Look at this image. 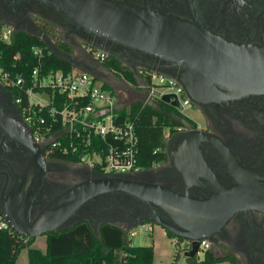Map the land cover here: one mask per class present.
<instances>
[{
    "label": "flooded vegetation",
    "instance_id": "flooded-vegetation-1",
    "mask_svg": "<svg viewBox=\"0 0 264 264\" xmlns=\"http://www.w3.org/2000/svg\"><path fill=\"white\" fill-rule=\"evenodd\" d=\"M36 1L0 0V22L12 25L15 32L24 30L33 35L43 32L57 45L59 40L65 41L70 46V52L66 53L71 54L75 62L82 66L93 63L87 58L85 49L89 42L82 38L91 34L69 22L47 4L39 6ZM118 1H127L190 22L196 16L206 28L232 41L264 42V0ZM93 42L100 46L121 47L120 51L127 57L125 61L128 66L140 58L136 51L119 46L111 40L94 35ZM75 51L80 52L79 57H74ZM166 69H174L177 81L183 71L179 65H171ZM105 80L116 86L122 85L118 77L110 73H106ZM185 93L188 95L186 90ZM191 101L192 106L200 110L202 121L192 120L187 123L183 120L184 124L176 132L178 139L173 150L185 144L192 148L177 159H172L167 152L166 161L144 169L140 177L198 197H208L222 188H230L244 181L264 183V93L233 97L221 95L220 98L203 103ZM0 107L8 118L6 123H0L1 212L5 207L24 203L25 197L39 180L33 174L35 168L31 166L33 162L30 151L12 131V127L24 122L20 106L15 101L14 92L2 84ZM46 160L37 198L30 210L31 221L61 193L93 176L87 165L47 155ZM197 169L200 173L196 177L194 172ZM152 208L157 217L172 221L170 214L161 206L152 204ZM90 212L93 213L91 221L94 223L109 220L119 225H128L150 215L139 199L121 192L91 198L77 210L73 218L85 217ZM214 237L218 242L212 243V249H224V244L230 249L220 255L228 252L236 254L234 250L248 264H264V211L250 208L237 212Z\"/></svg>",
    "mask_w": 264,
    "mask_h": 264
},
{
    "label": "water",
    "instance_id": "water-1",
    "mask_svg": "<svg viewBox=\"0 0 264 264\" xmlns=\"http://www.w3.org/2000/svg\"><path fill=\"white\" fill-rule=\"evenodd\" d=\"M36 2L39 6L47 4L69 22L83 28L85 32L91 34V36H82L89 45L97 46L119 60L127 59L121 53V47L96 45L93 42L94 35L136 51L140 58L129 65L135 74L138 72V67H143L176 79L174 69L167 70L166 67L179 65L183 71L177 79L196 103L211 101L220 98L221 95L233 97L264 93V42L232 41L206 28L196 16L193 22H190L127 1L37 0ZM17 28L16 26L15 29ZM35 34L58 55L73 65H79L92 72L98 78L105 80L106 73L111 72L100 63H88L82 66L45 33ZM154 58L157 60H153ZM123 63L128 65L126 61ZM172 97L175 99L172 100ZM161 98L172 106L182 108L179 100L172 93H165ZM7 121L8 118L0 107V123ZM12 131L30 151L33 162L31 166L35 168L33 174L38 176L39 182L29 191L24 203L5 207L0 214L6 217L9 226L17 234L25 238L35 239L50 231L72 227L82 220H87L98 235L101 223L113 222L102 220L94 223L91 221L92 212L80 218H73L74 214L91 198L106 193L121 192L139 199L150 212L148 217L128 224L129 228L144 222L161 225L175 236L190 241L191 248L185 252V255L191 258L198 255L202 240L208 239L212 243H217L218 239L214 234L221 232L237 212L250 208L264 211L262 182L244 181L230 188H222L218 193H212L208 197H198L189 192L180 193L167 186L143 180L140 177L142 172L104 174L87 166L92 171V178L68 188L31 221L30 210L34 199L37 198L46 168L45 146L34 141L31 129L25 122L12 127ZM177 139L178 133H174L166 141V150L172 159L185 155L188 153L187 150L192 148L185 144L178 150H173ZM198 170L194 172L196 177L200 173ZM152 204L164 208L170 214L172 221L157 217ZM67 223L70 224L63 225Z\"/></svg>",
    "mask_w": 264,
    "mask_h": 264
},
{
    "label": "built area",
    "instance_id": "built-area-1",
    "mask_svg": "<svg viewBox=\"0 0 264 264\" xmlns=\"http://www.w3.org/2000/svg\"><path fill=\"white\" fill-rule=\"evenodd\" d=\"M14 32L12 25L0 22V38L3 41L10 42ZM32 49L39 58L43 56V47L33 46ZM85 49L87 58L93 63L102 64L110 55L89 44L85 45ZM135 75L138 78L137 90L143 93L146 88L149 89L148 97L140 98L144 104L153 103L155 96L172 93L182 105L180 111L185 117L184 122L192 121L186 115V110L192 107V101L176 79L143 67H138ZM99 79L79 65H73L68 70L47 72L39 65L33 68L30 78H27L24 73L8 69L0 63V84L15 92V101L20 106L24 122L31 129L34 140L45 146L48 157L61 151L77 155V163L92 169L99 168L104 174L141 172L146 167L138 161L139 138L135 123L121 117L123 106H119L116 90L105 86V82ZM179 129L180 126L172 132L166 128L165 141ZM101 144L105 146L101 147ZM153 224L144 222L132 228L121 226L127 239L134 240L139 230L152 232ZM5 228L17 234L9 226L6 217L0 214V230ZM186 241L188 250L191 243ZM211 246L210 240H202L198 254Z\"/></svg>",
    "mask_w": 264,
    "mask_h": 264
},
{
    "label": "trees",
    "instance_id": "trees-1",
    "mask_svg": "<svg viewBox=\"0 0 264 264\" xmlns=\"http://www.w3.org/2000/svg\"><path fill=\"white\" fill-rule=\"evenodd\" d=\"M41 46L44 49L41 58L32 49ZM58 46L70 52L65 41H58ZM0 63L8 69L24 73L30 78L33 68L41 65L44 72L58 69L68 70L73 64L51 51L45 41L37 35L24 30L14 32L10 42L0 38ZM102 65L119 78L138 88V78L132 68L118 58L109 55ZM148 81H150L147 75ZM105 86H109L105 83ZM14 92V91H13ZM15 93V92H14ZM121 117L135 123L139 138V163L149 168L154 163L166 161L165 130L176 131L183 125V113L175 106L155 96L153 103L144 104L140 99L131 100L120 110ZM192 122V121H190ZM105 144H101V147ZM51 158L77 163V155L56 151ZM95 170L100 171L99 168ZM171 237L175 235L167 231ZM46 248L33 246L35 239H25L8 229L0 230V264H16L21 251L28 250L29 264H154L155 249L153 245H137L133 239L128 240L124 229L119 224L104 222L100 224L98 235L87 220L74 226L46 233ZM183 240V238H180ZM192 264H212L228 262L242 264L234 253L217 254L212 248L205 251L203 259L197 256L188 258Z\"/></svg>",
    "mask_w": 264,
    "mask_h": 264
},
{
    "label": "rangeland",
    "instance_id": "rangeland-1",
    "mask_svg": "<svg viewBox=\"0 0 264 264\" xmlns=\"http://www.w3.org/2000/svg\"><path fill=\"white\" fill-rule=\"evenodd\" d=\"M62 38V37H61ZM80 54L79 51H75L74 57H77ZM79 57V56H78ZM101 82V79H99ZM121 86H115L119 98V106L128 105L131 100L135 98H142L144 95L137 93L126 83H121ZM186 115L190 119L195 121H202V115L200 110L197 107H190L186 110ZM188 123V122H187ZM154 230L152 232H143L139 230L138 234L134 237V243L137 245H153L155 249L154 264H191L187 261V256L185 252L187 251V241L185 239H180L177 236L171 237L167 234L165 228L156 223L153 224ZM224 244V243H223ZM33 246L45 250L46 248V237L44 235L37 236L33 243ZM224 249H214V252L217 254L223 253L228 246L224 244ZM236 254V251L233 250ZM205 252H201L198 255L200 258L204 257ZM243 264H248L247 261L240 256ZM16 264H29V255L27 248L23 249L19 255ZM222 264V263H221Z\"/></svg>",
    "mask_w": 264,
    "mask_h": 264
},
{
    "label": "crops",
    "instance_id": "crops-1",
    "mask_svg": "<svg viewBox=\"0 0 264 264\" xmlns=\"http://www.w3.org/2000/svg\"><path fill=\"white\" fill-rule=\"evenodd\" d=\"M108 73H110V74H113L112 72H108ZM114 76H116L115 74H113ZM118 77V76H117ZM118 79L123 83H126V84H128L129 86H131L132 87V89L133 90H135L137 93H140V91H138L136 88H134L131 84H129L128 82H126L125 80H123V79H121V78H119L118 77ZM103 82H105L106 84H108L110 87H112V88H114L115 89V86H114V83H110L109 81H107V80H104V79H101ZM141 94H143L144 96L143 97H145L146 96V98L148 97V95H149V89L148 88H146L144 91H143V93H141ZM135 99H140V98H135ZM204 256H205V254H204ZM197 257L199 258V259H203V258H200V256L199 255H197ZM188 258L189 257H187V261L189 262V260H188ZM190 263V262H189ZM229 264L228 262H226V261H224V262H218V263H212V264ZM192 264V263H191ZM243 264V263H242Z\"/></svg>",
    "mask_w": 264,
    "mask_h": 264
}]
</instances>
